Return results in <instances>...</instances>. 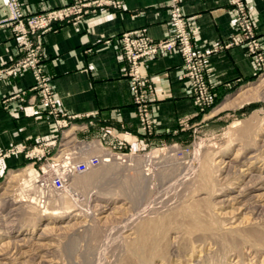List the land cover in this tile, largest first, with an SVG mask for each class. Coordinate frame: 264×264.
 <instances>
[{
	"label": "rangeland",
	"instance_id": "rangeland-1",
	"mask_svg": "<svg viewBox=\"0 0 264 264\" xmlns=\"http://www.w3.org/2000/svg\"><path fill=\"white\" fill-rule=\"evenodd\" d=\"M246 50L259 74L220 98L201 60L213 102L197 106L190 88L198 122L165 142L107 149L71 128L33 146L0 176V264H264V68ZM138 128L154 136V121ZM93 155L98 166L73 169Z\"/></svg>",
	"mask_w": 264,
	"mask_h": 264
},
{
	"label": "crops",
	"instance_id": "crops-1",
	"mask_svg": "<svg viewBox=\"0 0 264 264\" xmlns=\"http://www.w3.org/2000/svg\"><path fill=\"white\" fill-rule=\"evenodd\" d=\"M26 14L46 12L65 0H18ZM121 8H101L78 22L48 32L43 42L42 63L51 80L62 112L77 115L73 127L80 142L92 141L107 149L121 148L124 136H138L145 145L165 142L186 125L198 122L182 57L163 53L142 60L143 76L155 86L152 103L154 136H141L124 62L121 34L144 29L154 40L172 34L171 0H119ZM255 33L264 49V0H244ZM194 47L206 53V79L217 97L231 94L259 74L246 48L227 46L236 39L237 24L228 0H180ZM7 8L0 0V67L19 57L12 28L5 20ZM31 74L0 81V150L23 148L0 160V176L21 166L37 144L58 141L62 136L47 114L16 112L17 101L5 108L3 100L29 88ZM184 130V129H182Z\"/></svg>",
	"mask_w": 264,
	"mask_h": 264
},
{
	"label": "built area",
	"instance_id": "built-area-1",
	"mask_svg": "<svg viewBox=\"0 0 264 264\" xmlns=\"http://www.w3.org/2000/svg\"><path fill=\"white\" fill-rule=\"evenodd\" d=\"M65 1V5L54 7L46 12L26 14L18 0H1L2 5L10 13L9 24L19 41V57L7 67L0 69V80L4 76H14L22 71H29L33 78V83L29 88L3 100L6 105L5 108H8L10 101L16 100V112L20 114H25L27 111L33 116L47 114L52 118L62 135L69 129L81 125L76 123L77 115L60 110L51 81L42 69L43 36L47 32L57 30L63 24L78 22L101 8H121L119 0ZM230 2L237 22V32L236 39L229 42L227 46L240 45L247 48L258 66L264 68V59L257 55L260 42L255 37L253 24L243 0H230ZM170 9L172 34L167 38L154 40L144 29L124 32L120 37L130 81L132 101L143 132H148L152 128L150 103L155 101L157 97L151 81L141 73V63L145 58L163 53H178L187 70L186 76L189 79L191 91L194 93L195 102L198 103L197 106L208 107L213 102V95L205 82L201 62V60H205L206 53H199L194 47L180 0H171ZM55 144L56 141L46 142L40 144L39 147ZM22 150L23 148L19 147L0 150V160L13 156ZM102 160V156L93 155L86 161L75 164L73 169L78 173H85L98 166ZM53 186L60 189L63 187V182L56 179L53 181Z\"/></svg>",
	"mask_w": 264,
	"mask_h": 264
},
{
	"label": "bare ground",
	"instance_id": "bare-ground-1",
	"mask_svg": "<svg viewBox=\"0 0 264 264\" xmlns=\"http://www.w3.org/2000/svg\"><path fill=\"white\" fill-rule=\"evenodd\" d=\"M66 134H67V136H69V135H70L69 133H66ZM247 170H248V169H247ZM245 171H246V170H245ZM35 225H36V224H35ZM46 257H47V256H46ZM46 257H45V258H46Z\"/></svg>",
	"mask_w": 264,
	"mask_h": 264
}]
</instances>
